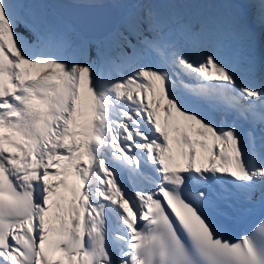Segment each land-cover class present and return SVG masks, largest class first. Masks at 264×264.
Listing matches in <instances>:
<instances>
[{
  "label": "snow or ice",
  "instance_id": "6c2138e0",
  "mask_svg": "<svg viewBox=\"0 0 264 264\" xmlns=\"http://www.w3.org/2000/svg\"><path fill=\"white\" fill-rule=\"evenodd\" d=\"M124 7L0 0V264H264V0Z\"/></svg>",
  "mask_w": 264,
  "mask_h": 264
},
{
  "label": "bare ground",
  "instance_id": "6f19581e",
  "mask_svg": "<svg viewBox=\"0 0 264 264\" xmlns=\"http://www.w3.org/2000/svg\"><path fill=\"white\" fill-rule=\"evenodd\" d=\"M68 1H76V2H79L80 4L88 3V2L100 3V2H104V1H110L112 3V6H107V7H104L102 9L101 8L88 9L87 7H83V6H72L71 9L68 7H65V8H68L66 10V12L68 11V13L67 14L65 13L66 16L68 18L70 17V19L74 20V22H76L80 28H82L88 32H91V33H99L100 34L104 31H106L107 29H105V30H103V29L107 26V24H109L110 26L115 24L119 20L121 15L126 11V8L124 7L126 0H68ZM42 2L48 5L47 10L51 14V11L49 9L51 7L50 4L48 2H46L45 0H42ZM60 6H62V3ZM53 13H54V17L52 14L51 15L55 20L70 26V28L72 30H74L76 33H79L75 29V26L72 25L66 18L62 17L61 15L57 14L56 12H53ZM114 13H116L118 15L117 19H114V17H113ZM59 16H60V18H59ZM110 26H108V28H110ZM79 34H81V33H79ZM248 45H249L252 53L255 55V57L257 58L258 61L260 60V58L264 57V53H263L264 36H262L260 34L259 30H257L256 33L250 38V40L248 41ZM251 79H252V82H254L255 84H259L261 82V77H260L259 73H257ZM175 115L178 119H182L179 117L178 114H175ZM160 117H161V122L163 123V120H164L163 110L160 112ZM177 163H180V162H177ZM49 179L51 180L52 177H49ZM62 191L65 192V194L68 197V200H70L71 199L70 189L69 190L62 189ZM68 200L65 201L66 204L68 203Z\"/></svg>",
  "mask_w": 264,
  "mask_h": 264
},
{
  "label": "water",
  "instance_id": "95a60500",
  "mask_svg": "<svg viewBox=\"0 0 264 264\" xmlns=\"http://www.w3.org/2000/svg\"><path fill=\"white\" fill-rule=\"evenodd\" d=\"M46 2H48L50 4V6L53 8L54 12H56L57 14L61 15L62 17L66 18L72 25L75 26V29L81 33V34H85V35H96L99 33H91L88 32L82 28H80L78 26V24L76 22H74V20L70 19V17L68 18L66 16V14L68 13V11L66 12V10L68 8L71 9L72 6H83V7H87L88 9H95V8H104L107 6H112V3L110 1H104V2H100V3H83L80 4L79 2L76 1H68V0H45ZM62 3V6H60ZM68 7V8H65ZM66 13V14H65ZM69 15V14H68ZM114 19L118 18V15L116 13H114ZM108 26H110L109 24H107V26L103 29H109ZM111 27V26H110ZM101 32V31H100Z\"/></svg>",
  "mask_w": 264,
  "mask_h": 264
},
{
  "label": "rangeland",
  "instance_id": "374dc122",
  "mask_svg": "<svg viewBox=\"0 0 264 264\" xmlns=\"http://www.w3.org/2000/svg\"><path fill=\"white\" fill-rule=\"evenodd\" d=\"M49 9H50V11H51V14H52L53 17H54V13H53L54 11H53V9H52L51 7H50ZM59 18H60V16H59Z\"/></svg>",
  "mask_w": 264,
  "mask_h": 264
}]
</instances>
